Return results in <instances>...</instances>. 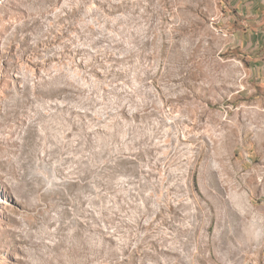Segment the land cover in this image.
Returning <instances> with one entry per match:
<instances>
[{"label": "rangeland", "instance_id": "374dc122", "mask_svg": "<svg viewBox=\"0 0 264 264\" xmlns=\"http://www.w3.org/2000/svg\"><path fill=\"white\" fill-rule=\"evenodd\" d=\"M227 22L0 0V264H264V50Z\"/></svg>", "mask_w": 264, "mask_h": 264}, {"label": "crops", "instance_id": "0c3cea01", "mask_svg": "<svg viewBox=\"0 0 264 264\" xmlns=\"http://www.w3.org/2000/svg\"><path fill=\"white\" fill-rule=\"evenodd\" d=\"M225 4L229 43L244 61L250 62L252 56L264 50V0H225ZM262 58H253V65H248L249 75L254 79L264 78V67H260L264 55Z\"/></svg>", "mask_w": 264, "mask_h": 264}]
</instances>
